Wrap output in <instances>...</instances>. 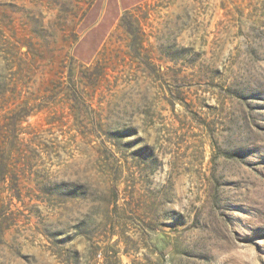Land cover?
<instances>
[{"label": "rangeland", "instance_id": "obj_1", "mask_svg": "<svg viewBox=\"0 0 264 264\" xmlns=\"http://www.w3.org/2000/svg\"><path fill=\"white\" fill-rule=\"evenodd\" d=\"M0 264H264V0H0Z\"/></svg>", "mask_w": 264, "mask_h": 264}, {"label": "crops", "instance_id": "obj_2", "mask_svg": "<svg viewBox=\"0 0 264 264\" xmlns=\"http://www.w3.org/2000/svg\"><path fill=\"white\" fill-rule=\"evenodd\" d=\"M132 1V4L133 5H138V4H140L141 2H143V0H131Z\"/></svg>", "mask_w": 264, "mask_h": 264}]
</instances>
